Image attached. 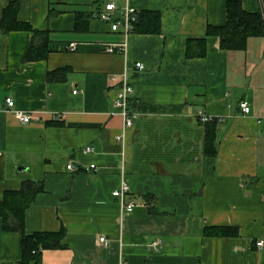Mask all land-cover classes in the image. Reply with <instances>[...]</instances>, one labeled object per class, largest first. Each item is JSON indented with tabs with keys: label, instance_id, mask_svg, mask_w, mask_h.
<instances>
[{
	"label": "crops",
	"instance_id": "crops-1",
	"mask_svg": "<svg viewBox=\"0 0 264 264\" xmlns=\"http://www.w3.org/2000/svg\"><path fill=\"white\" fill-rule=\"evenodd\" d=\"M13 2L17 20L46 32L53 49L38 59L29 55L40 42L34 32L0 33V202L26 182L42 183L24 229L64 230L65 238L41 264H264V36L221 50L209 30L227 25L229 0H0V19ZM110 3L139 17L159 13L161 33L126 41L98 18ZM241 3L262 12L261 0ZM125 41V53L106 51ZM127 68L137 119L118 141L111 77ZM8 98L37 122L19 123ZM72 162L77 173L67 170ZM123 180L133 213L113 196ZM0 264H23L22 235L1 217Z\"/></svg>",
	"mask_w": 264,
	"mask_h": 264
},
{
	"label": "trees",
	"instance_id": "trees-1",
	"mask_svg": "<svg viewBox=\"0 0 264 264\" xmlns=\"http://www.w3.org/2000/svg\"><path fill=\"white\" fill-rule=\"evenodd\" d=\"M264 2V0H263ZM18 3H11L4 11L0 19V33L9 34L13 31L34 32L39 37V45L32 48L29 55L39 52L38 59H44L47 53L53 51L50 48L46 32L33 31L28 25L17 20ZM86 16L77 17V28L80 21ZM161 17L157 12L144 11L135 24L134 33L145 35H158L161 33ZM209 33H216L219 45L223 51L243 50L247 41L252 37L264 36V17L262 12L249 13L243 9L241 0H229L228 22L220 29H210ZM44 49H46L44 51ZM35 51V52H34ZM195 55H189L193 57ZM213 134L209 135L206 142V150L213 146ZM43 192L42 183L26 182L22 189L16 193H9L0 202V217L4 220L7 231H13L22 235L23 264H41L42 253L45 250L63 249L62 241L65 232L59 233H34L29 234L24 229V217L27 209L34 203L37 196Z\"/></svg>",
	"mask_w": 264,
	"mask_h": 264
},
{
	"label": "built area",
	"instance_id": "built-area-1",
	"mask_svg": "<svg viewBox=\"0 0 264 264\" xmlns=\"http://www.w3.org/2000/svg\"><path fill=\"white\" fill-rule=\"evenodd\" d=\"M261 4L263 6L262 13L264 17V2L261 0ZM98 18L107 24L112 32L122 33L127 41V39L134 33V27L137 21L139 20L138 11L127 5L124 9H120L116 4L110 3L105 6V9L102 13L98 15ZM126 41L118 46H109L106 51L108 53H125L126 52ZM70 49L72 51L76 50L75 45H71ZM136 70L143 71L145 66L142 63H137L135 65ZM111 81L118 85V89L116 92V96L112 101L115 112L111 113V116H119L123 121V132L120 136L117 137L118 141H122L125 139L126 133L133 129L135 120L137 119V114L131 109V99L134 95V88L130 78V70L127 68L120 75H115L111 77ZM77 91L74 92V95H77ZM7 109L12 112L16 118V120L22 125H30L32 123L37 122L35 115L26 114L20 111L15 110V101L11 98L6 100ZM239 109L245 116H249L251 114V107L247 102H240ZM198 118L204 124L209 123L211 119L204 115L202 112L198 113ZM55 120H61L63 117L59 115L57 117H53ZM260 123L262 121H259ZM86 154H91L93 149L88 147L84 150ZM96 165H91L87 171L93 170L96 171ZM67 170L71 173H77L78 169L76 165L72 162L67 166ZM131 193V188L129 184L123 180L119 189L114 191L113 196L119 201V204L123 211L126 213H133L135 210V204L130 200L129 195ZM101 245L105 248L110 247V241L102 236L99 239ZM163 243L160 240L154 241L149 246V249L152 251L158 252L162 249ZM257 247L262 249L264 247V242L259 241L257 243ZM126 264V263H123Z\"/></svg>",
	"mask_w": 264,
	"mask_h": 264
}]
</instances>
